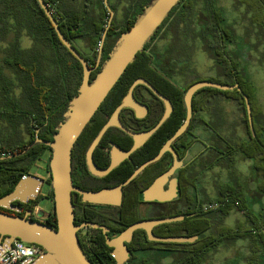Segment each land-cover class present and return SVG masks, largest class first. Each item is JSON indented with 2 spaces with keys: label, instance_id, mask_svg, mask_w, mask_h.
<instances>
[{
  "label": "trees",
  "instance_id": "1",
  "mask_svg": "<svg viewBox=\"0 0 264 264\" xmlns=\"http://www.w3.org/2000/svg\"><path fill=\"white\" fill-rule=\"evenodd\" d=\"M151 1L109 0L115 13L119 8L125 12V19L113 20L104 44L101 66L92 73V80L109 58L122 33L134 25L138 15ZM46 2L58 19L64 35L87 60L89 66L96 67L102 37L111 16L105 0ZM233 5L238 12L244 7L245 12H239V15L241 14L244 21H249L246 26V42L241 44L242 49L244 46L245 52L249 53L250 46L254 47L261 53L264 63V0H233ZM228 13L229 10L220 0H182L160 26L145 50L129 65L73 150L72 168L79 173L87 172L86 155L92 142L121 104L135 80H148L172 101L174 112L148 143L132 156L133 162L126 161L110 175L112 179L107 178L112 181V185H118L132 175L135 163L140 166L157 156L163 145L184 123L187 117L184 98L189 87L201 81H212L226 86L239 84L242 92L214 88L200 90L193 100L194 116L189 128L173 143L181 160L196 143L205 144L207 148L200 155L202 157L197 163L194 179L185 175V169L181 170V197L178 201L166 203L167 209L160 215L161 218L186 216L183 222L162 225V236H199L194 243L169 244L181 248L180 252L177 251V254L171 256L173 260L170 264H203L220 248L233 247L240 240L248 241L250 253H264V212L256 213L252 209L253 203L247 194V182L241 181L237 172L239 158L253 161L252 171L262 177L257 192L264 195V112L258 102L257 89L249 69L246 66L236 68V64L225 59L229 49L237 47L235 40L242 36L238 33L235 22L228 18ZM159 36L167 40L163 47L154 45ZM25 37L31 40V46H23L22 40ZM78 41L84 43L86 50L78 46ZM196 51L205 52L215 62L216 76L198 75L193 66ZM179 65L181 71H177ZM83 74L82 64L62 43L38 0H0V198L10 194L23 177L33 174L32 169L44 162V155L51 151L50 147L35 144L27 152L24 151L35 143L37 137L47 141L54 140L58 127L65 120L64 115L71 100L78 94ZM187 78L191 81L182 86L181 80ZM145 94L154 96L143 85L135 89L138 99ZM244 94L248 96L251 104L255 137L250 129ZM217 95L234 96L238 101L250 135L248 140L236 137L235 133L224 135L220 115H215L218 116V125L209 124L204 113L211 114L209 106ZM126 111L124 109L122 113ZM162 113L161 108L155 107L153 116L143 122L145 129L153 128L160 121ZM109 139L126 144V148L133 144L131 136L121 130L114 134L111 128L96 149L95 160L105 158ZM2 154L5 156H1ZM170 157L171 154L166 153L159 162L146 169L126 188L123 205L116 208L117 215L112 218L97 214L91 210L93 206L76 202L73 198L76 225L101 224L109 227V237L115 238L132 224L144 220L136 209L141 204L139 185L145 180L150 184L157 173L151 174L150 169L166 164ZM50 159L46 165L49 176L47 195L53 200ZM223 169H229L232 182L224 181ZM209 171L215 174V196L210 195L206 187ZM73 183L76 185L75 181ZM41 198L40 195L36 201L15 202L23 208L22 212L5 208L0 210L21 217L32 211L29 217L31 220L57 228V218L53 212L44 220L34 218ZM235 212H242L244 220L230 226L227 221ZM94 231L99 236L98 244L91 253H86L89 260L93 264H116L112 255L113 248L107 245L102 231ZM153 244L148 242L144 230H138L131 244L127 246L138 252ZM41 250L43 251L42 248ZM139 255L134 254L127 264H165L162 262L163 258L141 260Z\"/></svg>",
  "mask_w": 264,
  "mask_h": 264
},
{
  "label": "water",
  "instance_id": "2",
  "mask_svg": "<svg viewBox=\"0 0 264 264\" xmlns=\"http://www.w3.org/2000/svg\"><path fill=\"white\" fill-rule=\"evenodd\" d=\"M182 0H152L138 15L134 25L122 33L118 39L109 58L104 62L96 78L92 80V73L96 68L101 66L104 43L110 27L113 24L115 12L111 9L109 0H105V5L110 12L108 26L103 34L100 45L97 65L92 68L87 60L72 45L70 40L62 32L59 21L48 6L46 0H38L40 6L52 22L58 37L66 48L80 61L83 66V81L79 88L78 94L71 100L69 108L65 113V120L58 127L53 141L42 140L37 137L34 144L30 145L25 151L27 152L35 144H44L51 148L50 173L51 187L54 194L53 213L57 218V228L46 223L31 220L29 217L32 211H28L23 217L8 214L0 210V244L13 245L15 240H20L28 244L38 245L44 249V253L31 264H93L85 251L83 250L79 230L84 227L103 229L106 234L107 245L114 249L112 255L116 264H126L130 261L132 254L127 244L130 243L134 234L138 230H144L148 234L150 241L163 243H194L199 236L192 237H156L153 229L156 226L165 223L179 222L185 219L184 215L174 216L162 219H150L139 221L129 226L124 232L115 238H109L110 229L97 225L95 223H86L76 225L75 206L73 204V193L76 192L83 196L85 202L93 204L121 206L123 199V188L128 186L136 179L150 164L160 160L162 156L171 152L174 155L173 166L163 175H161L154 184L143 192L145 201H171L179 196L178 181L172 176L183 166V161L179 160L178 154L172 147L176 139L182 136L190 126L193 117V100L195 95L202 89L214 88L222 91L239 90L242 92L239 84L222 85L212 81H201L189 87L185 93V104L187 108V117L177 132L164 144L159 154L136 168L134 173L122 184L107 188L100 191H86L76 187L72 180V156L73 150L80 136L96 115L101 105L104 103L112 89L121 79L127 68L132 64L137 55L144 51L146 45L155 37L160 26L169 17L172 10L180 4ZM139 85L149 88L157 97L165 103V113L158 124L144 132H134L123 125L120 115L125 108H130L136 112L137 117L143 118L148 112V108L141 104L135 97V89ZM249 124L253 135L254 131L252 108L247 95H244ZM173 112L171 101L157 90L145 78H138L132 84L127 95L123 98L121 104L115 109L108 122L103 126L97 137L92 142L86 155L87 165L90 172L99 177L108 175L118 167L125 159H130L131 155L145 143L166 123ZM112 127H118L134 139V146L129 151H123L116 144H112V164L107 169H100L94 161V153L102 139ZM172 178V179H171ZM170 182V188L165 190V185ZM45 179L30 174L23 177L14 190L0 198V208L10 209L22 212L23 208L15 204L28 203L36 201L41 195Z\"/></svg>",
  "mask_w": 264,
  "mask_h": 264
},
{
  "label": "flooded vegetation",
  "instance_id": "3",
  "mask_svg": "<svg viewBox=\"0 0 264 264\" xmlns=\"http://www.w3.org/2000/svg\"><path fill=\"white\" fill-rule=\"evenodd\" d=\"M243 32V31H242ZM245 32L242 33V36L239 37L237 40H235L237 42V47L235 48L234 46L232 48L229 49V53L228 54H225V59L228 61V62H233L234 65L236 64V68H239L241 66H246L247 63H249L250 61L247 59L249 57H253L254 55H257L258 53L260 54L259 51H257L254 47L250 46V50H249V53H246L245 52V47L243 46V49H242V46L241 44L243 42H246V38H245ZM260 39V38H259ZM261 40V39H260ZM262 50L264 51V46L262 47ZM261 55V54H260ZM259 55V56H260ZM261 58V56H260ZM260 61V60H259ZM213 66L216 67V64L215 62H213ZM214 70L216 71V69L214 68ZM177 71H181V65H179V67L177 68ZM230 74V73H228ZM144 86V85H143ZM146 87V86H145ZM149 89V88H148ZM153 93V92H152ZM154 94V93H153ZM245 95V94H244ZM154 96H156L154 94ZM150 95V94H145L144 96L141 95L139 97V99L136 97V99L141 103L143 104L144 106H146L148 108V112L146 113V115L143 117V118H139L137 117L136 115V112L130 108H125L127 109V111L125 113H121L120 115V120L121 122L123 123V125L125 127H127L128 129L132 128V129H135V130H131V131H134V132H137V133H140V132H144V131H148L150 129H145V125L143 124L144 120H147L148 118H150L151 116H153L154 114V111H155V107H159L161 108V111L163 110V113H162V117L165 113V110H166V107H165V103L159 98L156 96V98ZM215 100L214 102L209 106V108L211 109V114H206V117H207V120L209 121V124L210 123H216L218 125V116L216 117L215 115H220L221 117V127L222 125L225 126V125H229V115L225 116V113L227 112L226 110L230 107L229 104H230V101L235 103L236 104V107H238L239 109V105H238V101L233 97H230V96H225V95H217L215 96ZM248 97V96H247ZM168 98V97H167ZM222 99V103H223V106H224V109H222L221 113H219L218 111H215V105L218 104V101H220L219 99ZM245 98V97H244ZM169 99V98H168ZM170 100V99H169ZM218 100V101H216ZM171 101V100H170ZM246 102V101H245ZM172 103V101H171ZM226 103L228 104V106H225ZM194 104V102H193ZM173 105V103H172ZM194 109V107H193ZM123 112V111H122ZM173 112H174V105H173ZM172 112V114H173ZM224 112V114H223ZM193 116H194V112H193ZM253 116V115H252ZM161 117V118H162ZM171 117V116H170ZM193 118V117H192ZM161 120V119H160ZM169 120V119H168ZM167 120V121H168ZM249 120V118H248ZM166 121V122H167ZM243 121V119H242ZM192 122V120H191ZM237 122L238 120L236 119L235 122H234V126L237 125ZM158 124V123H157ZM156 124V125H157ZM191 124V123H190ZM253 124H254V121H253ZM155 125V126H156ZM213 126H215V124H211ZM243 125L245 126L244 124V121H243ZM250 125V124H249ZM154 126V127H155ZM130 127V128H129ZM153 127V128H154ZM198 127V126H197ZM189 128V127H188ZM111 129V128H110ZM113 129V132L114 134H117L119 132V130H121L120 128L118 127H112ZM152 129V128H151ZM245 129H246V133H247V137L248 139L250 138V135H249V132L247 130V126H245ZM251 129V127H250ZM137 130V131H136ZM196 130V128H195ZM122 131V130H121ZM255 131V129H254ZM124 132V131H122ZM252 132V130H251ZM125 133V132H124ZM127 134V133H126ZM256 134V133H255ZM129 135V134H127ZM226 135V134H224ZM229 134H227L228 136ZM130 136V135H129ZM154 136V135H153ZM152 136V137H153ZM252 136L255 137L253 135V132H252ZM151 137V138H152ZM150 138V139H151ZM133 139V138H132ZM149 139V140H150ZM247 139V140H248ZM148 140V141H149ZM148 141L145 143V145L148 143ZM175 142V141H174ZM112 144H116L120 149H122L123 151H129L132 149V147L134 146V139H133V144L131 146H129V148H126V144L122 143V144H119L115 141H113L112 139H109L108 141V146L106 147L105 149V153H106V156L104 159L102 158H98V159H94L96 165L98 168L100 169H107L111 166L112 164V150H113V147H112ZM100 145V144H99ZM144 145V146H145ZM203 145V144H202ZM207 145L209 146L210 143H207ZM144 146H142L141 148H139L137 151H139L140 149H142ZM164 146V145H163ZM197 146V143L195 145H193V147H191L188 152H187V155L185 156V158L183 160L180 159L179 157V154L177 153V150L173 147V144H172V147L173 149L175 150V152L178 154V157H179V160L183 161V166L178 169L175 174L172 176V178H175L177 181H178V192H179V196L171 201H158V200H152V201H145L143 200V192L145 190H147L149 187H151L154 182L161 176L163 175L164 173H166L174 164V155L173 153L171 152H167V153H170L171 154V157L168 159L167 163L166 164H161L159 166H157L156 168L154 169H150V171H152L151 174H154L155 172L156 173V176L154 178V180L148 184L147 180H145L144 182H142L140 185H139V193H140V196H139V200L141 201V204L137 206V211L140 212L141 216L144 217L145 219L144 220H150V219H162L160 217V215H162L163 213H165L166 209H167V205L166 203L168 202H174V201H178V199H180L181 197V181H180V172L181 170L185 169V175L189 178H195L196 177V171H197V163L198 161L200 160V156L202 153H203V150L207 148V146L204 144L203 145V148L201 147L200 151L197 153V154H193V149H195ZM206 147V148H205ZM98 148V147H97ZM162 149V148H161ZM96 151V150H95ZM136 151V152H137ZM134 152L132 155H131V158L130 159H125L118 167H116L113 171H111L108 175L106 176H103V177H99V176H95L93 175L89 168H88V165H87V160H86V165H87V172L83 171V172H78V170H76L74 167L72 169V180L76 182V187L80 188V189H83V190H86V191H93V192H96V191H100V190H103V189H107V188H113V187H116L118 185H112V181L111 180H107V178L109 179H112L110 178V175L117 169L119 168L123 163H125L126 161H130V162H133V159H132V156L136 153ZM159 154V153H158ZM166 154V153H165ZM164 154V155H165ZM163 155V156H164ZM162 156V158H163ZM156 157V156H155ZM161 158V159H162ZM152 159V158H151ZM160 159V160H161ZM150 160V159H149ZM160 160H158L157 162H159ZM148 161V160H147ZM146 161V162H147ZM155 162V163H157ZM145 163V162H144ZM143 163V164H144ZM155 163L153 164H150L148 167H146V169H148L150 166L154 165ZM142 165V164H141ZM140 165V166H141ZM167 165L169 166V168L167 169ZM140 166H136V163H135V168H134V171L136 170V168L140 167ZM145 169V170H146ZM145 170L143 172H145ZM142 172V173H143ZM210 172V171H209ZM211 172H213V169H211ZM134 173V172H133ZM132 173V174H133ZM141 173V174H142ZM140 174V175H141ZM149 174V173H148ZM139 175V176H140ZM138 176V177H139ZM171 178V179H172ZM135 180V179H134ZM133 180V181H134ZM126 181V180H125ZM124 181V182H125ZM132 181V182H133ZM194 181V180H193ZM131 182V183H132ZM46 183L48 184L47 182V179H45V184L44 186L46 185ZM130 183V184H131ZM74 184V183H73ZM129 184V185H130ZM196 184V183H195ZM128 185V186H129ZM170 182L168 184L165 185V190H168L170 188ZM124 187L123 188V199H122V204L121 206L123 205V200H124V196H125V191H126V188L128 187ZM197 186V185H196ZM44 188V187H43ZM192 188V187H191ZM39 198V197H38ZM73 198L75 199L76 202H79V203H82V204H85L87 206H93L91 208V210L95 211L97 214L99 215H102V216H107V217H110L112 218L113 216H116L117 215V210L116 208H120L121 206H113V205H103V204H93V203H89V202H85L83 200V196L81 194H78L76 192L73 193ZM38 200V199H37ZM75 206V205H74ZM210 208V207H209ZM208 209V207L206 208ZM181 216V215H179ZM185 216V215H184ZM174 217V216H173ZM168 218V217H167ZM185 219H186V216H185ZM184 219V220H185ZM142 220V221H144ZM183 220V221H184ZM183 221H179V222H183ZM172 223H175V222H172ZM86 224V223H84ZM96 224V223H95ZM165 224H170V223H165ZM165 224H161L159 226H156L154 229H153V234L156 236V237H162V238H168V237H164L162 236V232L160 230V227L162 225H165ZM83 225V224H82ZM97 225H100V226H103L101 224H97ZM80 226V225H79ZM105 227V226H104ZM108 229H110L109 227H106ZM94 230H101L104 237H105V241H106V234L104 232L103 229H99V228H92V227H84V228H81L78 232L79 234V239H80V243H81V246L83 248V250L85 251V253H91V251L97 246L98 242H97V238L99 237L98 236V233H96ZM146 232V231H145ZM111 233V229H110V232L108 233V236L109 234ZM146 236H147V240L148 242H151V243H154L153 245L149 246L148 249H144V250H141V251H138L136 252L135 250H132L130 248L129 251L131 252L132 254V257L130 259V261L132 260L134 254H140L139 256H141L142 254H155V253H161L162 256L159 257V258H163V259H170V260H173V257H171L173 254H177V251L180 252L181 251V248H177V246L175 247H172L170 246L169 244H178V243H163V242H156V241H150L149 238H148V234L146 232ZM110 238V237H109ZM199 239V238H198ZM133 241V240H132ZM131 241V242H132ZM197 241V240H196ZM128 243V244H131ZM107 243V242H106ZM127 244V245H128ZM128 247V246H127ZM114 251V249H113ZM113 253V252H112ZM86 254V255H87ZM141 260H144V259H150L149 257H140ZM149 262V260H148ZM156 262V261H155ZM127 264V263H126ZM143 264H145L143 262ZM167 264V263H165Z\"/></svg>",
  "mask_w": 264,
  "mask_h": 264
},
{
  "label": "crops",
  "instance_id": "4",
  "mask_svg": "<svg viewBox=\"0 0 264 264\" xmlns=\"http://www.w3.org/2000/svg\"><path fill=\"white\" fill-rule=\"evenodd\" d=\"M242 34V33H239ZM261 54V53H260ZM259 53L253 56V59L257 57L258 60H260L259 66H255L254 69L257 67L262 69L264 65L262 64V55ZM261 58H260V56ZM251 62L246 64V68L251 70V66H249ZM264 69V68H263ZM250 76L253 79L254 85L257 89V98L259 104L263 108L264 112V93L259 92L258 85L256 83L255 75L252 76L251 71H249ZM261 79V77H260ZM258 80V79H256ZM219 100L222 101L220 98ZM219 103V102H218ZM229 108L226 110L227 112L225 113V116L229 115V125H222V132L223 134H234L236 137L241 138L243 140H247V133L245 126L243 125V115H240V112L234 107H236V104L230 101ZM220 109V108H219ZM219 113H221L222 110H218ZM224 114V112H223ZM238 120L237 125L234 126L235 120ZM203 132V131H200ZM205 137V136H204ZM203 148V145L198 143L196 148L201 149ZM253 167V161H250L248 159H245L243 157L238 159L237 162V172L240 175V180L247 182L248 190L249 192L247 193L252 204V209L258 213V212H264V195H261L259 192H257V186L258 183L261 181V178L259 175H257L255 172L252 171ZM223 178L225 182H232L230 178V171L229 169H223ZM214 179L212 177L206 179V187L207 191L210 195L215 196L216 195V186H215ZM39 214H42L43 212L40 211L39 207L36 208L35 212H38ZM51 213V212H50ZM49 213V214H50ZM244 220V215L242 212H235L227 221V224L230 226H234L238 221ZM147 255V254H146ZM145 254H142L140 257H146ZM213 256L217 257L216 259L214 257L211 258L210 264H215V260L218 261V264H264V253H258V254H252L248 251V241L246 240H240L238 243H236L233 247H228L227 249L224 248L223 251L220 254H214ZM219 257V258H218ZM221 262V263H220Z\"/></svg>",
  "mask_w": 264,
  "mask_h": 264
},
{
  "label": "rangeland",
  "instance_id": "5",
  "mask_svg": "<svg viewBox=\"0 0 264 264\" xmlns=\"http://www.w3.org/2000/svg\"><path fill=\"white\" fill-rule=\"evenodd\" d=\"M222 2V4L227 8V10H229V13H228V18L235 22V25H236V29L238 31V33H243L246 31L247 27L248 26V23L249 21H244L241 14L239 15V12L241 13H244L245 12V9L244 7H241L239 12L238 10H236L234 8V5H233V0H220ZM250 17V16H249ZM116 18L117 21H122L125 19V12L121 10V8H119V10L117 11V13H115V17L114 19ZM243 31V32H242ZM22 44L24 47H29L31 46V40L28 39V38H24L22 40ZM78 46L82 49H85L84 48V43L81 42V41H78L77 42ZM105 44V43H104ZM167 44V40L166 39H163L162 36L156 40L155 44L154 45H159V46H164ZM86 50V49H85ZM257 56V55H256ZM195 60H193V66L194 68L196 69L197 73L199 76L201 77H210V76H216L217 75V72L214 70V66H213V61L208 57V55L203 52V51H196V54L194 56ZM251 63L249 64V66H251V72L252 73V76L255 75L256 77L258 78H255L254 81H256L257 85H258V88H259V92L261 93H264V67H261L260 68H255V66H259L258 64H260L261 61H259L257 59V57L255 59H253V57H249L247 58ZM264 65V63H262ZM261 77V79H260ZM254 79V78H252ZM258 79V80H256ZM191 81V79H183L181 80V85L182 86H186L189 82ZM219 103L215 105V111H218V110H222L224 109V106H223V103L222 101H218ZM225 106H228V104L226 103ZM220 108V109H219ZM240 112V110L238 109V107H234V109H236ZM242 113L240 112V115ZM243 115V114H242ZM206 116V115H205ZM29 137H26V139H28ZM200 151V149L198 148H195L193 149V154H197L198 152ZM51 151L46 153L44 155V162H40L39 163V166L35 167L32 169V173L34 175H37V176H40L44 179H48L49 176H48V173L46 171V165L51 157ZM214 178L215 177V174L209 172L208 173V178ZM48 188H49V184L46 183V185L44 186L43 190H42V193H41V196L42 198L40 199L39 201V209L40 211H42L43 213L42 214H39V211L38 212H35L34 213V218L36 219H39V220H44L48 214L51 212H53L54 210V201L52 199H50L47 195V192H48ZM239 242V241H238ZM237 242V243H238ZM227 247H222L218 250V252H216L215 254H220L223 249ZM162 254L161 253H155V254H147L146 257H149L152 261L153 260H158L160 259L159 257H161ZM214 257L215 259L217 257L215 256H211L206 262H204L203 264H210V260L211 258ZM145 258V257H144ZM219 258V257H218ZM163 263H167V264H170L172 262V260L166 258L162 261ZM221 263V262H220ZM215 264H218V261L215 260Z\"/></svg>",
  "mask_w": 264,
  "mask_h": 264
},
{
  "label": "built area",
  "instance_id": "6",
  "mask_svg": "<svg viewBox=\"0 0 264 264\" xmlns=\"http://www.w3.org/2000/svg\"><path fill=\"white\" fill-rule=\"evenodd\" d=\"M41 248L20 240H15L12 246L0 244V264H31L44 253Z\"/></svg>",
  "mask_w": 264,
  "mask_h": 264
}]
</instances>
